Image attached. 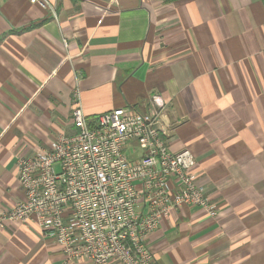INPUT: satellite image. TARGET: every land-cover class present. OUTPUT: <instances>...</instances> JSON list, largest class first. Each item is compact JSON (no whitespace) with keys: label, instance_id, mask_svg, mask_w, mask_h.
<instances>
[{"label":"crops","instance_id":"obj_1","mask_svg":"<svg viewBox=\"0 0 264 264\" xmlns=\"http://www.w3.org/2000/svg\"><path fill=\"white\" fill-rule=\"evenodd\" d=\"M0 0V211L24 199L19 156L109 110L152 111L195 155L217 214L172 210L148 237L160 264H264V0ZM0 264L67 262L34 225L0 226Z\"/></svg>","mask_w":264,"mask_h":264},{"label":"built area","instance_id":"obj_2","mask_svg":"<svg viewBox=\"0 0 264 264\" xmlns=\"http://www.w3.org/2000/svg\"><path fill=\"white\" fill-rule=\"evenodd\" d=\"M29 1L56 16L50 0ZM151 103L152 111L130 105L106 111L91 125L76 92V131L19 156L24 199L0 211V226L35 224L70 263L160 264L148 237L173 209L194 205L214 216L217 208L197 182L192 151L170 147L165 101L153 95Z\"/></svg>","mask_w":264,"mask_h":264}]
</instances>
